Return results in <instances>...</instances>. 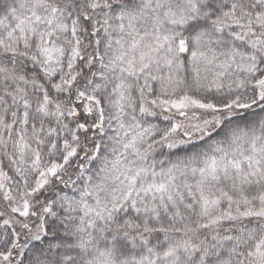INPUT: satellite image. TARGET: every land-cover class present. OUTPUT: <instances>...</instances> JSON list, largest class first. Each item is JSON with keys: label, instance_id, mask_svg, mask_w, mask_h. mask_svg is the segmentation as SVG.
I'll return each mask as SVG.
<instances>
[{"label": "snow or ice", "instance_id": "obj_1", "mask_svg": "<svg viewBox=\"0 0 264 264\" xmlns=\"http://www.w3.org/2000/svg\"><path fill=\"white\" fill-rule=\"evenodd\" d=\"M0 264H264V0H0Z\"/></svg>", "mask_w": 264, "mask_h": 264}, {"label": "trees", "instance_id": "obj_2", "mask_svg": "<svg viewBox=\"0 0 264 264\" xmlns=\"http://www.w3.org/2000/svg\"><path fill=\"white\" fill-rule=\"evenodd\" d=\"M159 112V110H157ZM147 119L152 122V123H156V124H160L161 126H164V122L163 121V115L162 114H158L157 116L154 117H147Z\"/></svg>", "mask_w": 264, "mask_h": 264}]
</instances>
